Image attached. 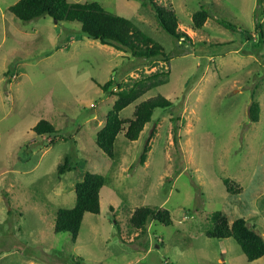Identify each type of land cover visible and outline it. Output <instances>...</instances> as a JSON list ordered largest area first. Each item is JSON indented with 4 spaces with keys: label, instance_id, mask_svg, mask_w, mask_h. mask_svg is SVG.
I'll return each instance as SVG.
<instances>
[{
    "label": "rangeland",
    "instance_id": "1",
    "mask_svg": "<svg viewBox=\"0 0 264 264\" xmlns=\"http://www.w3.org/2000/svg\"><path fill=\"white\" fill-rule=\"evenodd\" d=\"M18 1L0 0V264H264V256L249 261L234 238L208 234L221 212L264 236V41L256 29L264 2L158 0L190 36L177 41L148 0H71L133 20L172 56L149 62L89 38L79 22L22 21L10 11ZM202 9L211 18L196 29ZM157 70L170 71L168 83L121 116L134 118L140 102L158 95L173 105L156 109L136 141L126 125L109 157L96 139L118 97L101 85H131ZM43 119L60 132L36 134ZM67 156L75 168L60 174ZM88 171L106 177L101 212L85 215L75 240L56 231V218L76 205L75 186ZM140 207L169 210L172 223L152 220L141 231L130 221Z\"/></svg>",
    "mask_w": 264,
    "mask_h": 264
},
{
    "label": "trees",
    "instance_id": "2",
    "mask_svg": "<svg viewBox=\"0 0 264 264\" xmlns=\"http://www.w3.org/2000/svg\"><path fill=\"white\" fill-rule=\"evenodd\" d=\"M155 10L160 26L177 41H185L190 36L180 30V19L177 11L164 6L158 0H148ZM264 0H259V5ZM10 11L22 21H31L44 16H50L58 22H79L84 35L100 41L103 45H110L120 51L131 53L133 57L146 61L170 62L171 54L153 36L149 35L140 25L133 20L114 13L105 8L99 2H75L71 0H19L10 7ZM211 14L202 9L193 15V25L196 29H202ZM219 23L233 32H239L236 24L217 18ZM259 33V43L264 41V27L259 18L256 24ZM247 34L245 33L244 36ZM244 38V37H243ZM246 42L252 40L245 37ZM170 71L157 70L152 74L142 77L133 84L121 83L113 78L101 85L105 92L113 93L118 98L107 115L106 124L97 133V145L111 158H116V141L127 125L125 136L130 141H136L144 131L146 125L153 121L156 109H167L172 106V101L163 96L149 98L140 102L134 118L126 120L121 112L134 102L145 96L149 91L163 86L169 81ZM118 90L114 92V89ZM261 106L254 100L250 107V116L254 122L259 121ZM34 131L39 136H51L60 132L48 120H41ZM149 144L141 156L144 163L149 151ZM71 156L59 167V173L72 171L75 167ZM106 184V177L102 174L86 172L82 181L75 186L77 202L73 208H60L56 218L57 232H70L76 240L80 234L86 213L99 214L101 212V190ZM226 186L230 192H237L226 179ZM239 192V191H238ZM170 225L172 215L169 210H155L152 207L137 208L131 216V224L144 231L152 221ZM215 225L208 234L214 238H234L242 247L249 261H255L264 256V236L248 225L244 218L236 219L232 224L228 217L221 212L214 215Z\"/></svg>",
    "mask_w": 264,
    "mask_h": 264
},
{
    "label": "crops",
    "instance_id": "3",
    "mask_svg": "<svg viewBox=\"0 0 264 264\" xmlns=\"http://www.w3.org/2000/svg\"><path fill=\"white\" fill-rule=\"evenodd\" d=\"M85 174H86V173H85ZM85 174H84V176H83L82 180L84 179V177H85ZM82 180H81V181H82ZM86 214H87V213H86ZM140 230H141V229H140ZM141 231H142V230H141Z\"/></svg>",
    "mask_w": 264,
    "mask_h": 264
},
{
    "label": "water",
    "instance_id": "4",
    "mask_svg": "<svg viewBox=\"0 0 264 264\" xmlns=\"http://www.w3.org/2000/svg\"><path fill=\"white\" fill-rule=\"evenodd\" d=\"M58 22V21H57Z\"/></svg>",
    "mask_w": 264,
    "mask_h": 264
}]
</instances>
